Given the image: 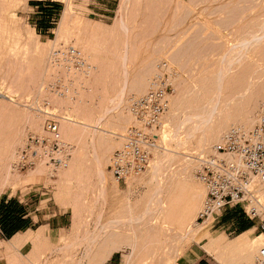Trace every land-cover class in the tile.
<instances>
[{
  "label": "rangeland",
  "instance_id": "obj_1",
  "mask_svg": "<svg viewBox=\"0 0 264 264\" xmlns=\"http://www.w3.org/2000/svg\"><path fill=\"white\" fill-rule=\"evenodd\" d=\"M100 1L0 0V92L6 96L1 99L0 106L15 112V122L10 129L17 143L24 124L29 119L25 120L29 112L22 105L23 102L34 97L39 85L53 74L46 62L50 46L73 44L80 48L95 66V71L88 78H77L74 81L80 88L77 100L49 97L62 115L59 121L61 135L73 146L68 168L52 171L41 165L30 170H13L2 194L4 198L6 194L15 192L26 197L29 203L47 205L49 212H63L67 221L66 229L58 242L43 251L39 249L36 254L25 252V246L29 245L32 238L16 235L6 241H0V256H10L11 264H89L84 251L85 234L99 236L103 223L109 225V221H118L117 219L123 216L120 219L122 221L129 216L135 220H143L135 221L131 226L136 225L131 228L125 224L129 229L123 231L130 237L134 234L139 256L156 257L153 261L157 260L160 264H164L165 259L170 264H173V261L182 264L187 262L186 255L194 253L205 258L210 264H239V252L229 258L219 250L207 254L204 251L207 241L199 235L206 230L210 236H221L229 244H235L244 234L239 235L241 232L235 227L234 219H231L240 217L244 220L238 209H224L213 222L210 220L205 226L202 224L203 227H195L194 220V224H190L194 226L189 225V229H184L185 226L182 229V226L177 227L172 223H159L155 218H149L150 215H145L149 196L156 186L155 181L148 184L151 164L140 178L121 185L112 179L106 165L111 151L119 144V134L132 122L125 109L126 97L143 91H136V85L139 82L146 84L151 72L150 67L160 58L167 59L177 71L169 110L161 116L166 131L167 126H171L169 129L173 130L176 116L181 119L187 117V114L193 120L192 116H196L195 110L197 115H202L212 108L215 109L210 112L211 117L213 116L210 117V126H218L224 120L227 122V128L238 122L245 123L244 120L249 124L252 122L258 112V105L264 104V0H109L111 12L105 18L97 15V11L91 8ZM65 14H68L66 18ZM122 25L127 30L126 36L121 32ZM221 68L225 71L219 86H216L215 81H211L215 79L217 72H220L217 69ZM29 74L35 77L31 84H20L23 77ZM118 94L122 99L120 98L118 103H112L111 99ZM65 100L69 101L67 105L61 104ZM193 104L197 107L191 111ZM210 106L211 109L208 108ZM202 107L205 111L201 113V110H204ZM30 116L33 115L29 114ZM74 116L84 120V123L86 121V127L79 124L72 126L75 135L66 139L62 133L63 127L68 126L64 123L65 118L74 119ZM245 116L250 118L245 119ZM172 119H175L174 122ZM31 121L37 126L31 124ZM39 121V118L32 117L29 121L30 127L39 130ZM191 121L185 125L186 130L193 126ZM121 122L123 125L120 129L117 126H120ZM3 123V119L0 120V128H4ZM180 127L182 126H179L181 131L184 130V127ZM197 132V129L193 131V139V133L188 136L192 141L188 140L189 142L182 145L175 139H166L167 134L162 136V141L158 137L160 151L156 156L164 152L172 155L161 165L162 169L158 175L160 186L171 184L172 179L175 182L188 176L186 178H191L198 185L199 193L204 194V187L193 175L195 160L197 156L206 154L210 148L208 146L215 141L207 145L204 152L200 150L202 153L199 154L195 149L198 148L197 137L201 134L198 132L197 136ZM93 135L98 141L94 145ZM221 135L223 133H220V137ZM5 136L6 134L0 135L1 159L5 157V150L8 148L4 144ZM12 139L14 140L13 137ZM16 142L12 145L13 150L9 149L11 158ZM99 142L103 146L111 144V150L101 159V170H104L106 176V194L97 182L99 171L94 167V151L98 155L102 151ZM1 159L0 168L3 169L8 162L5 163V159ZM152 159L155 158L152 156ZM184 167L188 168L187 171ZM5 170L6 167L0 171H3L1 178ZM181 170L184 176L181 175ZM178 172L181 174H177ZM2 184L1 180L0 187ZM162 192L163 197L167 195ZM261 199L264 201V195ZM137 226L142 229L141 233L140 230L137 231ZM251 230L249 237L255 239L257 245L264 244V234L261 235L257 229ZM137 233L141 241L137 240L140 239L136 236ZM19 243H23L22 248L15 249V245ZM254 252L247 263L241 264H250ZM127 253L128 249L113 251L102 264H122ZM221 260L225 262L221 263ZM2 263L0 259V264Z\"/></svg>",
  "mask_w": 264,
  "mask_h": 264
},
{
  "label": "built area",
  "instance_id": "obj_2",
  "mask_svg": "<svg viewBox=\"0 0 264 264\" xmlns=\"http://www.w3.org/2000/svg\"><path fill=\"white\" fill-rule=\"evenodd\" d=\"M46 62L52 76L39 85L34 97L22 104L33 116L25 122L14 149L10 162L13 170L31 169L37 164H46L51 170L65 169L73 151V146L60 134L62 115L49 97L77 100L80 88L74 81L90 76L95 66L73 44L50 46ZM176 75L175 67L167 59L155 60L144 90L126 97L125 109L132 122L119 134V144L111 151L106 165L117 184H126L143 173L150 150L159 147L161 116L175 90ZM3 97L6 98L0 92V99ZM32 117L39 118V130L30 127ZM195 162L193 175L204 186L195 223L209 217L213 222L224 209L233 208L253 229L264 234V201L256 191V185L264 183V104L258 105L249 125H230L221 139ZM250 264H264V244L256 247Z\"/></svg>",
  "mask_w": 264,
  "mask_h": 264
},
{
  "label": "bare ground",
  "instance_id": "obj_3",
  "mask_svg": "<svg viewBox=\"0 0 264 264\" xmlns=\"http://www.w3.org/2000/svg\"><path fill=\"white\" fill-rule=\"evenodd\" d=\"M68 16V14H65V17ZM122 34L124 36H126V32L127 30L125 29L124 25H122V30H121ZM236 49V48H235ZM238 52V51H237ZM118 60V59H117ZM124 61V58L122 57V62ZM227 62V61H226ZM123 64V63H122ZM120 65V64H119ZM225 65V64H224ZM123 67V65H122ZM151 68V67H150ZM218 71L220 70V72H217V74L215 75V79L213 81H211L212 78H210V81L211 82H214V84H216V86H219L220 84V80H221V77L223 75V72L225 71V69H217ZM95 71V70H94ZM93 71V72H94ZM92 72V73H93ZM91 73V74H92ZM90 74V75H91ZM125 74V73H124ZM243 74V73H242ZM123 75V74H122ZM146 75V74H145ZM149 75V74H148ZM144 76V75H143ZM29 77V78H28ZM33 74H29V75H25L23 77V79L21 80L20 84H23L24 82L27 83V84H31V81L33 79ZM89 77V76H88ZM86 77V78H88ZM124 77V75L122 76ZM121 77V78H122ZM35 78V77H34ZM120 78V77H119ZM27 79V81L25 80ZM143 81H145L144 79H142ZM117 81L119 82L120 80L117 79ZM123 81V79H122ZM136 81V80H135ZM138 81H141V80H138ZM134 82V81H133ZM35 83V81H34ZM213 84V83H212ZM213 84V85H214ZM135 85V83H134ZM145 85V82H139L138 85H136L135 89L136 91L139 90H144V86ZM264 85V84H263ZM30 86V85H29ZM21 87V86H20ZM19 87V88H20ZM22 88V87H21ZM134 89V88H133ZM98 90V89H97ZM95 91V90H94ZM15 92V91H14ZM261 92V91H260ZM141 93V92H140ZM14 95V94H13ZM121 98V96L118 94V96L115 95V97H113L111 99L112 103H114V101H116L118 103V100ZM62 99V98H61ZM122 99V98H121ZM171 99V97H170ZM170 99H169V102H168V107L167 109L165 110V112H167L169 110V105H170ZM1 101V99H0ZM211 101V100H210ZM209 101V102H210ZM69 101L65 100L63 101L61 104H66L68 103ZM196 102V101H195ZM71 103V102H70ZM203 103V101H202ZM211 103V102H210ZM213 103V102H212ZM181 104V103H179ZM177 104V106L179 105ZM183 104V103H182ZM207 104V102H206ZM247 104V103H246ZM192 105V103H191ZM194 105V104H193ZM208 105V104H207ZM206 105V106H207ZM210 105V104H209ZM244 105V104H243ZM249 105V104H248ZM72 106V105H71ZM181 108L182 105H180ZM189 106H190V103H189ZM204 106V105H203ZM204 106V107H206ZM213 106V105H212ZM215 106V105H214ZM79 107V106H78ZM84 107V106H83ZM81 107V108H83ZM186 107V105H185ZM195 107V105H194ZM190 107V110L192 108L191 111H194L196 109V107ZM199 107V106H198ZM69 108V107H68ZM173 107H171L172 109ZM188 108V107H187ZM201 108V107H200ZM203 108V107H202ZM208 108H212L211 106L208 107ZM180 109V107L178 108ZM198 109V108H197ZM204 109V108H203ZM214 109L215 108H212L211 110H207V112H205V114H203L202 112L205 111L204 110H201V114H198L196 113L197 110H195V115L192 116L193 120L191 119L190 116H188L186 114L187 117L185 118H181L179 119V117L176 116V120L175 119H172L171 121L175 122L173 123V130H170L169 127L171 126H167V131L165 129V126L163 124V128L162 130L160 131V134H159V139L161 138V141H162V136L165 137V135L167 134V138L166 139H175L179 145H182L183 143L185 142H189L188 140H190L191 138L193 139L195 136L193 131L197 129V131L201 134L199 136V138L197 137V146L195 149L196 151L198 150L199 151V154L200 153V150L201 151H205L204 149H206L207 145H209L211 142L213 143L214 141L217 142L221 139L220 137V133H224L223 129L227 128V122H225V120L220 123L219 121V125L218 126H210L209 122H210V119L213 117H211V113L214 112ZM78 111L80 110V107L77 109ZM183 110V109H182ZM190 110H187L190 111ZM243 110V109H242ZM77 111V112H78ZM199 111V110H198ZM211 112V113H210ZM181 113V112H180ZM76 114V113H75ZM185 114V113H184ZM21 115V114H20ZM77 115V114H76ZM131 118L132 116L130 114H128ZM183 115V114H182ZM22 116V115H21ZM20 116V117H21ZM185 116V115H184ZM227 116V115H226ZM19 117V118H20ZM129 117V118H130ZM171 117V116H170ZM181 117V116H180ZM211 117V118H210ZM245 116V119H248L250 117H247ZM254 117V116H253ZM17 118V117H16ZM29 118V114H27V117L25 118V120H27ZM35 118V117H33ZM122 118V117H121ZM124 118V117H123ZM173 118V117H172ZM178 118V119H177ZM196 118V119H195ZM4 121V123L2 125H4V128H0V135H4L6 134L5 136V139H4V144L6 145V155L4 158H0L2 161L3 159H5V163L8 162L7 164H5V167H6V170H5V174L3 176V178H1L0 176V182L2 180V186L0 187V193L4 191L5 189V184L8 180V178L11 176L10 174L13 173V169H11V152L9 151L10 150H13L12 149V145L14 144L15 145V142L17 141L13 134V132L11 133V127L14 125V122H15V112L12 111V110H7L4 106H0V120ZM63 119V118H61ZM66 121L64 122L65 124H67L68 126H64L63 127V136L64 138L68 139V138H71L75 135V132L72 128V126H77L78 124L79 125H83L86 127V121L84 123V120H82L81 118L79 117H76L74 116V119L73 118H70V119H67L65 118ZM226 119V118H225ZM244 119V118H243ZM192 120V121H191ZM212 120V119H211ZM216 120V119H215ZM253 120V119H252ZM35 121V120H34ZM177 121V122H176ZM190 121L192 122L193 126L191 125V128L188 130H186V126L187 125V122L190 123ZM227 121V120H226ZM237 121V120H235ZM243 121V120H241ZM245 123H246V120H244ZM9 122V123H8ZM32 122V121H31ZM38 122V121H37ZM40 122V121H39ZM131 122V121H130ZM229 122V121H228ZM36 123V121H35ZM35 123H31V124H34ZM188 123V124H189ZM213 123V122H212ZM215 123V122H214ZM232 123V122H231ZM234 123V121H233ZM239 123V122H238ZM240 123V124H243V125H249V123ZM38 124V123H37ZM121 125L120 126H117V127H122L123 125V122L120 123ZM1 125V126H2ZM71 125V126H69ZM172 125V123H171ZM182 126V128L184 127V130L182 129V131L179 129V126ZM37 126V125H35ZM84 127V128H85ZM88 127V126H87ZM189 127V126H188ZM180 130L179 132L178 129ZM59 129H60V126H59ZM121 129V128H120ZM206 133H205V132ZM222 131V132H221ZM165 132V133H163ZM183 132V134H182ZM198 132H197V136H198ZM193 133V134H192ZM60 134H61V131H60ZM192 134V137L189 138ZM205 134V135H204ZM62 136V135H61ZM189 136V137H188ZM222 136V135H221ZM12 137L14 138V140L12 139ZM189 139H188V138ZM63 138V137H62ZM97 138L95 137V135H93V138H92V144H96V140ZM196 139V138H195ZM16 140V141H15ZM192 141V140H190ZM98 142V141H97ZM170 142V141H169ZM195 142V140H194ZM193 142V143H194ZM100 143V144H99ZM98 145H100L101 147V150L99 153L100 155L96 154V151H94V157H95V164H94V167L96 169H98L99 171V175L96 177L97 178V182L99 183V186L100 188L102 189V191L106 194L107 193V185H106V176H105V173H104V170H101V166H102V162H101V159L102 158H105L104 155L105 154H108L107 151L109 152V150H111V144H108L107 146H103V144H101V142H99ZM175 143V142H174ZM17 144V142H16ZM195 144V143H194ZM97 145V146H98ZM169 145V144H168ZM177 145V144H176ZM11 147V148H10ZM181 147V146H180ZM179 147V148H180ZM210 147V146H208ZM96 148V146H95ZM99 148V147H98ZM15 149V148H14ZM208 149V148H207ZM96 150V149H95ZM160 151V148L159 147H153L151 150H150V157H149V160H148V168L150 167V164H151V170L149 171V174H150V178L148 180V184L151 183V182H154L156 183V186H155V189L153 191H151L152 193L150 194V198H149V206L148 208H146L145 210V215L148 214L149 218H155L159 223H164V224H173L177 227H181L182 226V229H183V226L184 229H189V225L190 224H194V216H195V211H196V208H198L199 206V203L201 201V198L203 195H201L199 193V187L197 184H195V182H193V180H191V178H186L188 176H186L185 178H180L178 179L177 181H173L172 179V183L165 186H160V179H159V173L161 172V169H162V166L163 165L162 163H164V161L170 159V157H172L171 154H168L166 152H164V154H161L160 156H156V154H158V152ZM197 151V152H198ZM9 152H10V155H9ZM155 155V157H154ZM107 156V155H106ZM152 156L153 158L155 159H152ZM198 157V156H197ZM8 159V160H7ZM70 161V160H69ZM1 162V161H0ZM168 162V161H167ZM171 162V161H170ZM167 164V163H166ZM3 165V164H2ZM41 165H44V166H47L49 168L48 165L46 164H37L35 165L33 168H35L36 166H41ZM183 165V164H182ZM4 166V165H3ZM3 167V169L5 168ZM188 167V166H187ZM186 167V168H187ZM31 168V169H33ZM68 168V167H67ZM186 168L184 167L185 171ZM0 168V171L3 170ZM66 169V168H65ZM146 169V170H147ZM188 169V168H187ZM15 170V169H14ZM27 170H30V169H27ZM60 170H63V169H60ZM52 171H55V170H52ZM57 171V170H56ZM166 171V170H165ZM170 171V170H169ZM179 171V170H178ZM189 171V170H188ZM182 172V170H181ZM3 173L0 172V174ZM168 173V172H167ZM180 172H178L177 174H179ZM143 174V173H141ZM139 174L137 176H134L132 178H130L126 184L129 182H132L133 180L137 179V178H140L142 175ZM165 174V173H164ZM175 174V172H174ZM181 174V173H180ZM184 172H182L181 175H183ZM188 173H185V175H187ZM3 175V174H2ZM180 175V176H181ZM189 175V174H188ZM191 175V174H190ZM140 176V177H139ZM164 176V175H163ZM169 176V175H168ZM173 176L172 178H176L174 177V175H171ZM178 177V175H176ZM184 176V175H183ZM181 176V177H183ZM12 177V176H11ZM170 177V176H169ZM168 177V178H169ZM192 177V176H191ZM171 178V177H170ZM169 178V179H170ZM193 179V178H192ZM196 179V178H195ZM171 180V179H170ZM197 180V179H196ZM152 184V183H151ZM154 184V183H153ZM201 184V183H200ZM158 185V186H157ZM202 185V184H201ZM153 186V185H152ZM203 186V185H202ZM204 187V186H203ZM153 188V187H152ZM162 191H164L166 194V196L163 197L162 195ZM256 191L257 193L260 195V197L262 198V195H264V183H258L256 185ZM101 195H103V193H101ZM156 195V197H155ZM162 195V196H161ZM201 196V197H200ZM103 197V196H102ZM105 197V195H104ZM147 204V205H148ZM123 207V206H122ZM121 207V208H122ZM132 214V213H131ZM130 214V215H131ZM125 216V215H124ZM133 215H131L132 217ZM144 216V215H143ZM120 217V216H119ZM126 217V216H125ZM129 217V216H128ZM127 217V218H128ZM123 216L120 218L122 219ZM127 218H125L124 220H120V219H117L118 221H115L114 222H110L109 221V225L106 223L104 224L103 223V226H101V232H98V233H101L99 236H84L83 238V242L84 244H86L85 246V255L88 257V263L89 264H102L103 262H105V260L110 256V254L113 252V251H117V250H125V249H128V253L124 256V259H123V262L122 264H160L159 262L157 263V260L156 261H153V259H155L156 257L154 258H148V256L146 255H141L139 256L140 254H138L137 252V245L135 243V240H134V234L132 235V237L129 236V234H126L125 231L126 229H129L133 226L132 223H134L135 221H138L139 218L136 220L135 219H132L129 217L128 220H126ZM146 219V218H145ZM148 219V218H147ZM120 220V221H119ZM141 221H143L142 219H140ZM139 220V221H140ZM149 220V219H148ZM154 220V219H153ZM210 220H212L211 217H209L208 219H206L204 222L202 223H195V227H198L199 225L202 226V224H204L205 226V223H208L210 222ZM87 221V220H86ZM162 221V222H161ZM111 223V224H110ZM156 223V222H155ZM125 224H128V227L129 228H126V225ZM107 225V226H106ZM207 225V224H206ZM100 226V225H99ZM145 226V225H144ZM161 226V225H160ZM190 226H194V225H190ZM138 227V226H137ZM143 226H141L142 228ZM176 227V228H177ZM203 227V226H202ZM140 227L137 228V231L140 230L139 229ZM150 229V228H149ZM160 229V228H159ZM191 229V228H190ZM200 229V228H199ZM133 228L130 230L132 231ZM142 230V229H141ZM141 230L139 231L141 233ZM153 230V229H152ZM156 230V229H155ZM158 230V229H157ZM161 230V229H160ZM198 230V229H197ZM129 231V233H130ZM163 231V230H162ZM190 231V230H188ZM251 231L252 230H249L247 232H245L238 240L235 244H229L225 239H223L221 236H210L207 234L206 230L203 231V233L199 234L200 237L202 238H205L206 239V243H205V246H204V249L207 253L211 254L213 253V251H216V250H219L221 251L223 254L225 255H228V258L229 256L231 255H234L235 253L239 252L240 253V257L238 259L239 261V264L241 263H247L250 258H251V254L253 255V252L254 250H256V247L258 246L257 245V242L255 239L253 238H250V234H251ZM157 233V232H156ZM154 233V235L156 234ZM188 233V232H186ZM199 232H197L198 234ZM185 234V233H184ZM261 234V233H260ZM161 235V234H160ZM186 235V234H185ZM184 235V236H185ZM262 235V234H261ZM136 236H138L140 239H136L137 240H140L141 241V237L138 235V233L136 234ZM156 236V235H155ZM183 236V237H184ZM143 237V236H142ZM186 237V236H185ZM154 239V238H153ZM156 240V239H155ZM75 241V240H74ZM80 241V240H79ZM157 241V240H156ZM81 242V241H80ZM139 243V241L137 242ZM73 244V243H72ZM77 244V243H76ZM83 244V243H82ZM71 246V244H70ZM149 254V253H148ZM85 256V257H86ZM186 261H191L192 258H191V255H187L185 257ZM160 260V259H159ZM228 260V259H227ZM225 260H221V263H224ZM173 264H177L175 261L172 262ZM52 264V263H51ZM164 264H170L169 261L165 259V262ZM227 264H231V263H227Z\"/></svg>",
  "mask_w": 264,
  "mask_h": 264
},
{
  "label": "crops",
  "instance_id": "obj_4",
  "mask_svg": "<svg viewBox=\"0 0 264 264\" xmlns=\"http://www.w3.org/2000/svg\"><path fill=\"white\" fill-rule=\"evenodd\" d=\"M108 3L109 0H101L100 3L93 4L91 8L97 11L95 12L97 15L105 18L108 17V13L111 12ZM3 193L4 192L0 193V215L3 214L0 219V241H6L16 235L29 239L32 238L29 245L25 246V252L28 254H30V252L36 254L39 249L43 251L51 244L58 242L60 235L67 226V221L64 218L63 212L59 210L57 212H49L47 205L38 206L37 203H29L26 197H22L15 192L14 194H6L3 198ZM231 219H234V225L238 230L249 226V221L245 218L243 220V218L240 217H231ZM231 223L233 222L231 221ZM11 228L14 229L11 230ZM251 229L250 227H246L245 231L239 235ZM22 245L23 243L15 245V249L20 248ZM188 255H191L192 260L182 264H199L200 262L210 264V262L200 255L196 256L194 253ZM0 259H2V264H11L9 262L11 259L10 256L3 255L0 256Z\"/></svg>",
  "mask_w": 264,
  "mask_h": 264
},
{
  "label": "trees",
  "instance_id": "obj_5",
  "mask_svg": "<svg viewBox=\"0 0 264 264\" xmlns=\"http://www.w3.org/2000/svg\"><path fill=\"white\" fill-rule=\"evenodd\" d=\"M0 207H1V205H0ZM2 216H3V214L2 215H0V219L2 218ZM249 226H251V223L249 222ZM249 226H246V227H249ZM246 227L245 228H240L239 230H240V232L242 233V232H244L245 231V229H246ZM14 228H11V230H13ZM199 264H206L205 262H200Z\"/></svg>",
  "mask_w": 264,
  "mask_h": 264
}]
</instances>
